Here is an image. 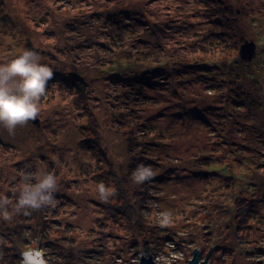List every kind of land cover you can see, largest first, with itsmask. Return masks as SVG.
Masks as SVG:
<instances>
[{
  "label": "rangeland",
  "instance_id": "1",
  "mask_svg": "<svg viewBox=\"0 0 264 264\" xmlns=\"http://www.w3.org/2000/svg\"><path fill=\"white\" fill-rule=\"evenodd\" d=\"M228 4V24L243 28L236 41L232 31L220 32L225 8L213 0H0V64L27 49L54 72L37 119L14 135L0 126V195L12 214L0 218V264L9 263L4 246L15 231L33 237L36 229L62 248L47 245L44 255L61 264H139L143 256L188 264L196 250L209 264H264V0ZM121 11L142 13L146 22H122ZM245 41L256 44L246 66L256 77L242 75V111L223 85L208 89L197 67L179 70L146 100L107 72L119 56L144 66L237 60L238 72ZM181 96L209 107L208 121L186 109L178 114ZM151 129L161 137L144 135ZM139 160L155 173L142 184L131 180ZM26 173L55 175L54 206L15 212ZM100 183L114 193L107 202L99 199ZM118 185L128 198H119ZM143 185L141 215L126 213ZM165 212L170 222L161 225Z\"/></svg>",
  "mask_w": 264,
  "mask_h": 264
},
{
  "label": "trees",
  "instance_id": "2",
  "mask_svg": "<svg viewBox=\"0 0 264 264\" xmlns=\"http://www.w3.org/2000/svg\"><path fill=\"white\" fill-rule=\"evenodd\" d=\"M218 6L222 5L221 7H224L225 9L221 10V15H219V22L223 23L225 28L223 27V24L221 25L220 23V32L224 33V32H233L236 36L235 41L237 40V37L239 36L238 34L241 32V30L243 29L240 26H236V27H231V24L229 25L228 22L231 19V12L232 9H230V6L228 4V0H213ZM215 6V5H214ZM115 15V14H114ZM113 15V18L115 20V24L119 23L120 21L117 20V17ZM116 15H118L119 17H122L121 15H126V19H124L122 22H128V23H139L142 24L143 22H146V16H144L142 13H136V12H126V11H121L118 12ZM144 24V23H143ZM132 24H130L129 26H131ZM132 27V26H131ZM219 32V33H220ZM215 34V33H214ZM218 34V33H216ZM237 34V35H236ZM241 34V33H240ZM155 46H159V43L157 42L155 44ZM144 50V49H143ZM139 57V56H137ZM146 57V54H145ZM135 58L134 57H129V56H119L117 57V59H114V62L112 64H108V67H110V69L107 70V72H109V77H110V81H121L122 83L126 84L129 87H132L133 91L137 92V96L141 97V98H145V100L150 96L149 91H153L154 89L157 88H162L164 87V83H168L170 76L173 75H181L179 74V70L182 71V75H186L187 72H191V69H196V67L198 69H202V71L204 72L203 75L206 76L208 75V78L211 82V84L209 83L208 85V89L215 91L216 87L219 85H223L224 88L227 89V93L228 95L232 96L230 101V105L235 108L236 106L240 107V111H242V108H245L246 102H248L247 99V95H246V86L245 84L243 85V79L244 76H242L244 73H246V75H248V77L254 79L256 76L253 73L252 69L249 68V70L247 71V62H242L241 63V69L240 71H235V67L238 66L237 63H235L237 60H231L230 62H227L226 64H224L222 61L219 63H209L208 61H200L198 64H194L192 62L187 63L186 60L183 61H178L175 63H163L160 62L159 65H148V66H144L143 64H139V63H134ZM197 63V62H196ZM222 64L223 67H222ZM233 64H234V68H233ZM122 67V69H121ZM223 69H227L226 73ZM217 72L219 74H221V78L222 79H216V76L214 74V72ZM255 71V70H254ZM224 73L225 76H222V74ZM163 77H165L163 79ZM183 78V77H182ZM182 78H180L178 80V82L184 81L182 80ZM263 82L264 81H259V85L261 86L263 93H264V87H263ZM222 83V84H221ZM218 84V85H217ZM127 98H130V96H126ZM182 98V96H181ZM131 99V98H130ZM182 104L180 105L181 109L179 111L178 114H180L181 116H183L185 114L184 110L186 109L188 112L190 113H194L198 115H203L202 117L204 118L205 121L207 120V113L210 110L209 107H201L200 105L197 104V106H193L191 103V99L187 98L184 96V98H182L181 100ZM243 105V106H242ZM242 107V108H241ZM190 110V111H189ZM187 116L189 117L190 115L187 114ZM200 117V116H199ZM202 117L198 118V119H203ZM145 132V131H144ZM144 135H149L151 138L152 137H156L159 138V136L161 137L160 134H157V132L153 129H151L150 131L145 132ZM153 135V136H151ZM141 160L139 161H133L131 163L132 170H135L137 168L138 165H140ZM132 180V178H131ZM116 181H118V179H116ZM144 185L141 186V188H139V190L135 189V197L138 198L139 203H136L133 207L134 209H132V211H125L128 214H134V216L137 215H141V207H144V203L142 202V196H144V194L146 193ZM118 192L120 194V196L123 195V197H119V198H128V195L126 193V191L124 190V188L121 185H118ZM228 198H235V194L232 196H229ZM240 204V202H239ZM137 205L139 207H137ZM241 205V204H240ZM231 207V206H228ZM112 206H109V209L111 210ZM230 209V208H229ZM254 210L251 208V210L248 212V214L246 215L247 217H250L251 213ZM220 214H214L216 216V218L221 217L222 213H224L225 211H220ZM41 218V217H40ZM45 218L48 217H43L41 220L43 223H46V221H50L48 219L45 220ZM140 218V216H139ZM244 218V216H243ZM242 218V219H243ZM40 223V222H39ZM240 223H244V220H241ZM40 225V224H39ZM240 227V226H239ZM37 230V229H36ZM35 230V231H36ZM34 231V234L36 236L33 237H29L27 234H25L24 232H19V231H15L14 234L11 235V237L9 238V242L7 243L6 246H4V252H3V256H6L7 259L9 260L8 264H20L21 261V252L27 248H31L32 245L37 244L38 245V249H41L42 251H44V255L47 256L46 252L50 251L47 250L48 246L47 245H55V248H58L57 251H62L61 247H58V244H51L50 242L52 241L50 238L45 237V235H42L38 233L37 236V232ZM15 237V238H13ZM189 241V239H188ZM190 242H192L193 244L195 243V240H191ZM186 244V243H185ZM190 244V243H189ZM51 251H55L54 248H51ZM58 257H61L60 254H57ZM63 257V256H62ZM48 264H61L58 263V261H53L51 259H47Z\"/></svg>",
  "mask_w": 264,
  "mask_h": 264
},
{
  "label": "clouds",
  "instance_id": "3",
  "mask_svg": "<svg viewBox=\"0 0 264 264\" xmlns=\"http://www.w3.org/2000/svg\"><path fill=\"white\" fill-rule=\"evenodd\" d=\"M54 77L52 68L41 63L40 55L32 50H24L11 61L0 64V126L14 135L18 126L34 121L40 114L39 102L46 94L48 82ZM155 173L150 166L140 164L132 173L136 184L150 180ZM35 183H32V180ZM57 179L52 173H26L15 203V212L30 215L32 211L55 205L54 193ZM99 199L107 202L114 193L103 183L97 186ZM169 213L161 214V225H167ZM0 218L12 219L9 200L0 195ZM20 264H48L41 250L32 247L21 252Z\"/></svg>",
  "mask_w": 264,
  "mask_h": 264
},
{
  "label": "water",
  "instance_id": "4",
  "mask_svg": "<svg viewBox=\"0 0 264 264\" xmlns=\"http://www.w3.org/2000/svg\"><path fill=\"white\" fill-rule=\"evenodd\" d=\"M256 55V44L254 42L250 41H245V43L241 46L240 48V56L243 60L247 61H252V59ZM77 81L81 80V77L79 75H74L73 76ZM200 252L199 251H194V256L193 259L188 262V264H209L208 259L205 260L203 258V262H200ZM139 264H155L153 258L151 256L146 257L143 256L140 259Z\"/></svg>",
  "mask_w": 264,
  "mask_h": 264
}]
</instances>
